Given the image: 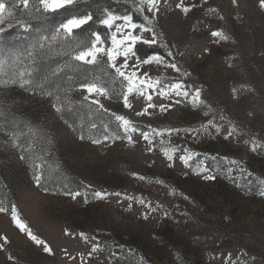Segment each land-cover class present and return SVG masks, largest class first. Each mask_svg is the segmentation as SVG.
Returning <instances> with one entry per match:
<instances>
[{"label":"rangeland","instance_id":"374dc122","mask_svg":"<svg viewBox=\"0 0 264 264\" xmlns=\"http://www.w3.org/2000/svg\"><path fill=\"white\" fill-rule=\"evenodd\" d=\"M180 2L159 0L151 13L144 7L182 67L176 64L179 72L167 67L171 62L164 57L160 64L141 66L152 87L129 94L131 108L122 95L128 82L109 71L104 80L116 86L105 96L80 88L85 80L102 81L83 67L78 86L34 91L16 83L11 88L22 98L18 117L48 119L53 139L35 141L28 130L26 140L18 135L19 121L9 124L17 136L8 131L9 122L0 123L5 182L14 194L13 199L0 194V206L9 209L0 212V264H264V7L260 0H184L189 8L184 12ZM124 23L116 20L110 36ZM145 27L150 31H122L157 42L154 28ZM214 31L228 39L212 36ZM20 50L0 46V59ZM116 63L119 67L123 57ZM19 65L18 60L5 71L15 72ZM176 82L185 85L187 98L168 88ZM195 89L203 103L192 100ZM148 103L157 107L137 115ZM75 106L89 117L71 112ZM108 113L115 121L125 117L140 131L125 133ZM68 176L84 182L85 190L70 184ZM96 192L107 195L98 198ZM12 205L44 244L20 229ZM93 245L98 247L89 257ZM45 246L52 251L45 252Z\"/></svg>","mask_w":264,"mask_h":264},{"label":"trees","instance_id":"16d2710c","mask_svg":"<svg viewBox=\"0 0 264 264\" xmlns=\"http://www.w3.org/2000/svg\"><path fill=\"white\" fill-rule=\"evenodd\" d=\"M5 2L8 3V0H5ZM35 4L36 0H30L29 7L31 12L29 14H24L21 12L20 8L9 4L8 9L5 11V17H8V12L10 10H14L15 14L11 18L13 26L8 28L6 25H2L5 27V31L0 33V46L10 47V50H16L18 46L22 48V50L18 52L24 54L20 57V65L16 68L15 72L20 71L25 73L23 78L31 81L30 84L25 85L28 89L34 91H52L55 88L63 90V88L66 89L69 86H78L80 84V77H82V75L79 74L78 68L83 67L84 71L87 72V74L89 73L90 76L101 77L100 79H102V81L100 83H102L110 93H112V91L114 92L113 88L116 84L113 83V85H111L109 84L110 82L108 83L104 80L109 78V73H107V71L112 74L115 73L107 57L101 55L98 63L95 65L83 64L73 59L75 55L73 49L77 42L91 38L92 32H100L101 36L104 38L105 44L107 46L110 45V30L104 25L99 24V19L103 18L105 9L113 12L116 16L131 15L135 22L154 28L158 36L157 42L152 45L137 42L134 46L137 56L143 59L153 54H160L169 62L178 64L179 67H182V64L174 59L172 55H169L157 23L153 20H145L144 13L137 11V7L139 6L137 0H77L76 6L68 9V11L73 14L90 12L93 15V21L85 25L82 31L75 30L71 37L61 35L59 37L57 36L55 40L50 39L44 41L45 47L43 49L39 48V46L30 48V45L34 44L43 36H53L59 24L65 18L66 12L65 10H61L58 14H47L46 18H40V14L34 10L33 5ZM24 23H27L30 27L23 26ZM28 51H31L33 54L31 58L28 56ZM57 68H62L63 71L53 75V72ZM0 79L7 80L8 76H0ZM119 79L125 81L122 77ZM14 85L15 84L11 83L0 85V123L3 121L6 123L9 122L6 125L8 131L17 136L16 131H14L9 124L12 123L17 125V121H19V126L17 128L18 135L24 136L26 140H30V135H26L27 131L30 130L35 141L51 142V139H53L52 130L49 128L50 122L48 119L40 117H18L20 106L23 103L21 102L22 98L16 96L15 91L11 90ZM84 102L92 105L88 100H84ZM75 107L76 108L72 109L71 112H79L80 115L89 117L84 114L79 107ZM99 111L102 112L101 110ZM106 115L114 120L112 114L108 113ZM115 123L119 125V121L116 120ZM111 125L114 127L113 124ZM3 143V141H0V151L2 150ZM5 168V159L2 154H0V194L7 193L6 195L8 196L10 193L13 199L14 194L9 185L5 182ZM67 178L70 184L76 185L79 190H85L86 185L84 182L82 184L80 180L72 176H68Z\"/></svg>","mask_w":264,"mask_h":264},{"label":"snow or ice","instance_id":"6c2138e0","mask_svg":"<svg viewBox=\"0 0 264 264\" xmlns=\"http://www.w3.org/2000/svg\"><path fill=\"white\" fill-rule=\"evenodd\" d=\"M159 0H141V4L137 7V11L143 12L144 7L147 6V11L149 13L153 12L157 8ZM233 4L237 3V0H232ZM9 4L14 5L17 8H20L21 12L24 14H29L31 12V9L29 7L30 0H8V3L5 2V0H0V33H3L5 31V27L2 25H6L8 28H11L13 24L11 23V18L13 13L8 12V17H5V11L8 9ZM77 4V0H36V4L33 5L35 12L40 14V18H46L47 14H58L61 10H65L66 15L65 18L61 21L59 24V27L56 31V33L51 36H43L39 38L34 44L30 45V48H35L39 46V48L43 49L45 47L44 41L48 40H55L57 36L63 35L65 37H71L73 32L75 30H83L84 26L89 24L90 21H93V15L90 12H84L80 14H73L72 12L68 11V9L75 7ZM260 5L264 7V0H260ZM22 6V7H21ZM178 8H182L184 12H188L189 8L184 6V0H181L180 4L177 5ZM145 20L148 19L147 16L144 17ZM116 20L124 21V24L117 25L116 31L111 33V36L109 37L111 42V47L105 48L104 45V38L101 36L100 32H92L91 38L78 41L75 45V48L73 51L75 52V55L73 56V59L75 61L82 62L83 64L87 65H95L98 63V57L103 54V56L108 58V61L110 63L111 68L115 69V73L119 77H123L124 80L128 82L126 92L123 93V102L124 106L131 108L132 104L129 102V94H132L133 92L137 91L138 88L144 87L147 84V81L144 79L145 77H148L147 70H144L141 72V66L145 65H151L153 62L156 64H160L163 62V57L159 55H152L148 56L146 58H140L137 56L136 51L134 50V46L137 42H142L145 44H155V39H144L141 35H133L131 32H124L122 31L124 28H130V29H141L142 32L144 31H150V29L146 28L143 24H136L133 23V17L131 15H123V16H116L113 12L105 9L103 13V18L99 19V24L104 25L109 30L112 29L113 24ZM23 26L30 27L27 23H24ZM118 34L120 35V38H118ZM153 35H155L153 33ZM212 36L219 37L221 39L227 40L228 37L224 35L221 31H214L212 32ZM27 51V50H26ZM24 53L20 52H10L7 58L0 59V76H8L7 80L0 79V85H7L9 83L16 84L19 83L20 87H24L27 84H30L31 81L25 80L23 77L25 75L24 72H12L11 70L5 71V67L7 66L9 69L12 68L13 65H15V62L20 59V57ZM32 52L28 51L29 58L32 57ZM171 55V53H169ZM119 57H123V63L118 67L116 60ZM129 59H133V63L129 64ZM167 67H170L172 69H175L177 72L180 71V69L177 67L175 63L167 64ZM132 69V71L129 74H126L125 71H122V69ZM63 71L62 68H57L53 75H55L57 72ZM139 73V75H138ZM136 81L139 82V85L136 84ZM161 82L159 79L155 81L156 85H159ZM148 87H152L151 84H147ZM80 88L84 90L89 95L95 93L97 96H105L108 94V89L103 86L102 83H100L98 80H85L80 84ZM168 88L175 90L176 95H183L184 97H188L189 92L185 89V85L182 82H176L173 84L168 85ZM235 92L236 90L233 89ZM141 95H144V92L140 93ZM163 89L160 91V95H165ZM46 95L51 96V92H47ZM56 100H59V97L55 98ZM84 99H88V96H85ZM147 100L149 102L152 101V95H147ZM192 100L194 102L203 103L202 100H200V89H195ZM94 104L99 105L101 109H103V104L100 103L99 99H95L93 101ZM53 107L56 109L57 112L61 111V107H58L56 104L53 105ZM156 105L152 103H148L147 107H145L141 112L136 113L137 115H145L148 113L149 108H155ZM159 108L161 111H165L166 108L164 105H159ZM105 111H107L105 109ZM116 120L121 122V126L123 127V131L125 133H128L129 131H140V129L137 126H133L132 122L127 120L123 116H116ZM92 127H95V125H92ZM164 131L171 132H179V129H166ZM196 131V130H191ZM156 135H163V132H156V130H153ZM142 138L144 140L149 139V132L143 131L141 132ZM231 135V133H229ZM119 138V137H118ZM81 139H83V136H81ZM105 140L109 139L108 136L104 137ZM127 139L129 141L132 140V137L129 135L127 136ZM94 143H100L99 140L93 141ZM13 144L14 146H19L16 144L15 137L13 138ZM22 160L25 159L23 155L20 157ZM182 160L187 163V158L185 156L180 157ZM190 158V157H188ZM171 159V157H169ZM39 167V166H38ZM213 176H206L205 179H214ZM37 185L41 183V175H35L34 177ZM140 179H144L143 177H140ZM78 195V193L74 194ZM96 197L98 198H105L107 194L96 192ZM116 195H120L119 193H116ZM261 195H264V191L261 192ZM141 203H144L143 200L140 201ZM9 209L0 206V212H7ZM11 215L13 219L17 222L18 226L22 231H25L31 239H33L37 244H44V241L38 239L35 235L32 234V231L28 226L19 219V216L16 211L15 205H12L11 208ZM81 236H84L83 233H81ZM5 242H7V237L3 238ZM87 239V237H85ZM4 247L3 243H0V249ZM98 245H93L92 252L88 253V256L91 257L93 252L97 249ZM45 252H51V248L45 246L44 247ZM11 258V257H10Z\"/></svg>","mask_w":264,"mask_h":264}]
</instances>
